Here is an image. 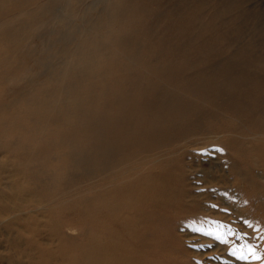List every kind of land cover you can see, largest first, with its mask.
<instances>
[{"label": "bare ground", "instance_id": "1", "mask_svg": "<svg viewBox=\"0 0 264 264\" xmlns=\"http://www.w3.org/2000/svg\"><path fill=\"white\" fill-rule=\"evenodd\" d=\"M79 1L0 0V86L12 77L13 68L21 69L23 64L28 65L25 77L30 76V81L44 78L43 83L48 85L28 88L35 95L23 100L27 105L20 110L14 108L6 120L0 118V156L5 155L0 157L5 158L0 161V213L27 231L24 242L37 250V264H149L148 255L159 258L158 253L149 251L161 248L166 232L173 231L182 215L198 218L196 223L204 219L200 203L185 200V154L176 152L187 144L181 136L186 125H181L180 117L173 113L163 117V104L151 103L144 93V126L139 120L135 130L140 135L144 131V156L129 161L123 149L132 128L125 114L104 116L95 107L110 86L121 88L127 84L116 82L118 78L109 84L106 75H118L117 69L127 70L137 59L135 52L125 50V43L131 40L121 25L122 0H93L82 9L85 15L80 24L72 26V10ZM92 12L98 22L83 29L88 21L85 18H94ZM49 19L61 21V26L43 35L39 28L48 25ZM111 23H116V30ZM40 38H44V46L39 45L38 53L30 49V44ZM120 59L128 64L122 66ZM258 78L248 81L255 90L262 82ZM211 83L221 86L223 82L214 77ZM116 97L113 100L117 102ZM263 101L264 94L260 92L246 94L234 110L264 113ZM163 122L168 124L164 126ZM188 127L190 135L200 129L198 123ZM210 130L219 137L224 133L217 126ZM47 133H51L48 138ZM105 136L111 138L103 140ZM77 138L78 148L74 144ZM229 150L231 158L222 156L234 174L233 187L246 216L254 219L252 227L264 232V202L259 198L261 191L254 173L256 169L264 172V153L240 146ZM39 157L55 161L44 179L36 167L33 171L28 166ZM221 192L227 194L226 189ZM5 201L11 205H5ZM27 209L30 212L23 218L13 214ZM41 230L49 242L55 243L48 250L36 240Z\"/></svg>", "mask_w": 264, "mask_h": 264}, {"label": "rangeland", "instance_id": "2", "mask_svg": "<svg viewBox=\"0 0 264 264\" xmlns=\"http://www.w3.org/2000/svg\"><path fill=\"white\" fill-rule=\"evenodd\" d=\"M92 1L77 2L72 10V26L80 24V18L85 15L82 9L85 10L88 6L86 4ZM113 1L111 0L110 3ZM120 3L123 7L119 12L124 18L121 25L129 33L131 40L125 43V46H128L125 50L129 53L135 52L137 59L134 64L128 65L127 70L122 67L117 69L120 72L118 75H113L114 72L106 75L105 81L109 84H113V79L117 78L116 82L127 84L121 88L110 86L104 96L98 98L99 103L95 107L100 109L104 116L125 114L128 127L132 128L128 131L123 149L129 161L144 156V131L141 135L135 134L140 124L137 121L140 120L144 126V93L146 98H151V103L163 104V117L172 113L178 115L180 124L186 125V131H181V136L187 140V144L183 149L178 148L176 152L185 154V188L188 195L185 200L186 202L197 200L202 206L204 215L201 216L202 219L204 218L201 223L194 221L198 218L182 215L173 231L166 232L165 240L169 244L164 242L161 248L149 251L150 254L158 253V260L148 255L147 263L264 264V232L252 227L254 219L246 216L238 192L233 187L234 174L225 164L226 160L222 156L224 154L231 158V155H228L229 149L233 150L238 146L264 153V113L246 114L245 111L236 113L234 110L239 102L244 101L246 94L256 95L259 92L264 94V90L262 91V87L264 89V0H122ZM92 14L93 19L85 18L88 21L83 24V29L87 28L89 23L94 25L98 22L99 18L95 17L94 12ZM47 24L39 28L41 34L50 29L56 30L61 26V21L49 19ZM110 25H113L114 30L117 29L116 23ZM43 39L40 38L30 44V49L41 53L39 45L44 46V43H41ZM120 62L122 66L128 64L125 59H120ZM119 65L118 62L117 68ZM27 67V64H23L21 69L13 68L12 77L0 86V96H2L0 118L4 120L8 119L9 114H13L14 108L20 110L27 105V101L23 102L24 99L27 100L29 95H35V92L28 88L48 86L43 83L44 78L30 81V76L25 77ZM214 77L220 78L223 82L221 86L212 85L211 81ZM255 78L262 81L256 90L251 82L248 83L249 79ZM204 91L205 95H203ZM113 96H117V102L113 100ZM193 123H198L201 130L198 129L197 133L190 135L188 134L190 131H187L190 129L188 125ZM231 123L235 126H230ZM163 124L166 126L168 123L163 122ZM213 126L220 127L227 135L222 132V136L219 137L210 130ZM51 133H47L46 138L51 136ZM108 137L111 138L105 136L103 140ZM179 139L181 138L178 137ZM78 140L77 138L75 146H80ZM4 159L1 158L0 161ZM54 163L52 158L43 161L42 157H39L28 166H31L33 171L36 167L37 171L44 175L41 179H44L47 178L48 171ZM254 173L259 185L257 189L261 191L259 198L264 202V193H262L264 172L256 169ZM4 181H2L3 186L6 184V180ZM244 185L246 186L245 183ZM4 189L7 190L5 187ZM222 189L227 190L226 195H223ZM4 204L11 205L8 201ZM27 210L14 211L13 214L17 218H23L30 212V209ZM7 218L6 214L0 213V264H37V250L32 248L33 245L24 242V239L28 238L27 231ZM221 225L223 228L220 227ZM229 229L231 235L227 234ZM208 232L216 235L223 233L226 243L220 242L214 235L202 234ZM69 234L75 232L69 231ZM36 240L46 250L55 245L54 242L47 240L44 230H41ZM249 249L255 251L261 260L253 261L250 256L248 260H240L230 254L236 251L237 255H248Z\"/></svg>", "mask_w": 264, "mask_h": 264}, {"label": "snow or ice", "instance_id": "3", "mask_svg": "<svg viewBox=\"0 0 264 264\" xmlns=\"http://www.w3.org/2000/svg\"><path fill=\"white\" fill-rule=\"evenodd\" d=\"M221 228H223V225L220 226ZM197 231H200L199 229H197ZM202 234H206V235H214L215 238L217 240H219L220 242L222 243H226V241H224L223 239V233L222 234H219V235H216L215 233H212V232H208V233H202ZM228 235H231V230L229 229L228 232H227ZM231 255H234L236 256L237 259H240V260H248L249 259V256L251 257V259L253 261H259L261 260V257L259 255H257L253 250L249 249L248 251V255H244V254H239L237 255L236 251H233L230 253Z\"/></svg>", "mask_w": 264, "mask_h": 264}]
</instances>
